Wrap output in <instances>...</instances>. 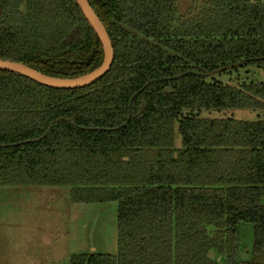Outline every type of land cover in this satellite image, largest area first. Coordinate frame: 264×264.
<instances>
[{
	"label": "trees",
	"instance_id": "1",
	"mask_svg": "<svg viewBox=\"0 0 264 264\" xmlns=\"http://www.w3.org/2000/svg\"><path fill=\"white\" fill-rule=\"evenodd\" d=\"M192 1L89 0L114 56L87 86L0 70V185L117 203V253L69 264H264V119L200 115L264 111L263 82L207 80L264 67V0ZM0 59L70 78L103 47L77 0H0Z\"/></svg>",
	"mask_w": 264,
	"mask_h": 264
},
{
	"label": "rangeland",
	"instance_id": "2",
	"mask_svg": "<svg viewBox=\"0 0 264 264\" xmlns=\"http://www.w3.org/2000/svg\"><path fill=\"white\" fill-rule=\"evenodd\" d=\"M192 0H178L188 11ZM208 81L240 87L264 83V67L245 66L210 76ZM201 117L264 119V111H202ZM180 146V141H177ZM78 203L69 186L0 185V264H69L73 256L118 251L117 203ZM243 242L251 246L252 229L241 224ZM212 251V257L215 256ZM248 258L247 253L242 254Z\"/></svg>",
	"mask_w": 264,
	"mask_h": 264
},
{
	"label": "water",
	"instance_id": "3",
	"mask_svg": "<svg viewBox=\"0 0 264 264\" xmlns=\"http://www.w3.org/2000/svg\"><path fill=\"white\" fill-rule=\"evenodd\" d=\"M84 16L95 30L103 47L102 63L94 70L76 77L63 78L44 74L26 64L0 59V70L13 71L25 75L39 83L58 88H79L87 86L105 74L113 61L114 51L108 32L89 3V0H77ZM109 204L106 205L108 207Z\"/></svg>",
	"mask_w": 264,
	"mask_h": 264
}]
</instances>
